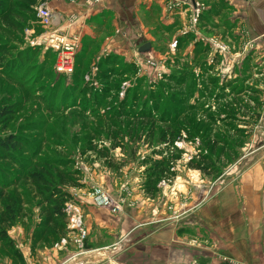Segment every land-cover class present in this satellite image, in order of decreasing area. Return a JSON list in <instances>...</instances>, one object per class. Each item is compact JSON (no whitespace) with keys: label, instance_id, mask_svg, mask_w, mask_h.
<instances>
[{"label":"rangeland","instance_id":"1","mask_svg":"<svg viewBox=\"0 0 264 264\" xmlns=\"http://www.w3.org/2000/svg\"><path fill=\"white\" fill-rule=\"evenodd\" d=\"M16 2L18 0H0V8L3 5L10 14V25L0 22V43L10 46L6 65H0V137L12 135L18 140L16 149L10 152L0 149V183L5 193L0 201V264H72L81 259L84 260L82 264H116L108 261L110 255L102 249H90L87 236L83 246L77 247L72 239L78 232L67 229L66 215L64 234L58 239L48 236V231L40 226L49 207L45 197L48 193L38 190L28 173L41 168L49 169L53 174L74 172L75 185L57 186L69 194L66 203L73 200L77 190L86 195L94 185L115 191L124 172L129 173L130 182H139L145 191L148 168L154 166L155 160L164 159L172 167L157 186L160 189L166 187L175 173L191 169L187 163L196 158L202 143L198 136L184 130L180 131L181 139L175 143L162 141L163 129L167 128L165 123L158 122L150 127L147 122L140 126L138 110L168 117L166 112L176 105L187 107L201 103L198 116L203 109L214 111L212 106L223 102L218 98L222 91L218 83L214 88L205 89L202 79L219 74V70L206 62L209 70L203 72L193 61V51L185 56L186 45L181 46L178 37L174 38L177 41L175 49L170 50L172 34L166 32L165 26H159L155 39L150 42V50L142 54L139 64L120 57L119 62L114 61L110 68L103 69L108 74L98 80L94 79L95 67L89 86L79 82V76L88 67L73 69L72 74L77 72V79L74 75L53 71L54 63L44 60L46 50L42 45L32 43L42 31L36 5L33 8L16 7ZM185 2L184 6L192 10V0ZM123 62L135 65L136 75L129 72V68L126 75L119 74ZM185 64L190 66L189 71L197 81L191 93L186 84L178 81L181 75L190 77L184 74ZM207 82L211 83L210 79ZM74 83L83 87L85 93L82 91L81 96L71 98L75 92L72 89ZM164 84L165 93H160L156 103L151 97L158 95V87ZM95 89L105 92L101 101L91 99ZM239 99L235 105H239ZM83 102L86 107L80 106ZM155 108H158L157 113ZM224 123L223 119L216 122L210 134L220 130L223 136L219 147L235 146L231 135L237 133L234 130L237 124L232 122L234 125L224 126ZM246 142L244 139L238 148V157ZM236 159L225 162L222 170L234 165ZM219 175L206 176L213 179ZM124 188H120V193L128 196ZM84 220L82 211L83 223ZM62 239H65L64 244Z\"/></svg>","mask_w":264,"mask_h":264},{"label":"crops","instance_id":"2","mask_svg":"<svg viewBox=\"0 0 264 264\" xmlns=\"http://www.w3.org/2000/svg\"><path fill=\"white\" fill-rule=\"evenodd\" d=\"M185 1L172 0L170 10L165 0L48 3L62 17L61 33L77 45L76 53L94 50L91 65L108 54L142 60L138 47L155 39L159 26L172 40H187L186 57L201 44L206 52L198 58L219 70L214 75L225 93L221 101L233 103L237 127L247 134L234 165L213 179L187 169L150 195L124 172L118 189L107 187L114 198L126 187L133 204L121 214L93 206L82 190H75L88 230L86 243L116 264H264V0H224L226 7L215 1L211 12V1L194 0L204 16L195 27ZM202 37L218 38L227 52L213 53ZM225 115L219 114L221 119Z\"/></svg>","mask_w":264,"mask_h":264},{"label":"trees","instance_id":"3","mask_svg":"<svg viewBox=\"0 0 264 264\" xmlns=\"http://www.w3.org/2000/svg\"><path fill=\"white\" fill-rule=\"evenodd\" d=\"M219 1V4L223 7H226L224 0H214ZM38 0H18L15 3V6L18 7H31L33 8L36 5ZM216 6L214 3L211 4V8L209 12L214 11L213 7ZM17 11V10H16ZM12 13V12H10ZM207 13L208 12H204ZM203 12L199 15L198 21L202 22L203 20ZM0 22L3 24L10 25V14H8V8H4L3 5L0 8ZM41 31V29H39ZM181 46L186 44V39H180ZM197 45H200L197 47ZM202 45L197 43L193 50V61L202 69L203 72L208 71L209 67L206 65L204 60L198 58L199 53H205L206 51H202ZM201 47V48H200ZM10 46L5 43H0V65H6V53L8 52ZM207 48V47H205ZM206 50V49H205ZM92 51V50H91ZM89 51H81L75 55L74 60V70L78 67H85L87 68L84 74L79 76V82H82L87 85H91V68L96 67V73L94 74V79L97 80L99 78H105L107 76L105 67L110 68L113 65L114 61L119 62L120 56L115 54H108L107 56L100 57L93 65L92 62V55H90ZM55 53L51 49L46 50V55L44 60L51 61L54 63L55 60ZM90 55V56H89ZM119 58V59H118ZM44 61V62H45ZM125 63V62H123ZM105 65V66H104ZM123 68L119 72V74L126 75V69H131L132 73L137 72V67L133 64L125 63L122 65ZM184 74L187 73L190 77L179 76V83L186 84V87L190 93L195 89V83L197 82L193 73L189 71L190 66L188 64L184 65ZM76 70V71H77ZM54 71V70H53ZM175 73V72H174ZM190 73V74H189ZM74 73L72 74V76ZM85 75L90 76V80H85ZM174 75V74H173ZM172 75V76H173ZM77 72L74 75V78L77 79ZM124 77V75H123ZM205 79V78H204ZM202 79V83L205 84V89L214 88L217 84V77L212 75L207 79ZM210 79L211 83H208L207 80ZM138 81H141L140 78H137ZM73 88L75 92L71 94V98H76L78 95H82V91L84 90L83 87H80L77 83H74ZM84 86V85H83ZM170 87H173L172 85ZM166 90V85H160L158 87V95L155 97H151L152 99H156V103H158V97L161 94H164ZM77 92V93H76ZM84 92V91H83ZM104 91L94 90L92 94V100L96 99L101 101L103 96L105 95ZM181 92V91H180ZM85 93V92H84ZM68 94L67 96H70ZM91 95V94H90ZM191 95V94H190ZM189 95V96H190ZM188 96V95H187ZM225 93L221 92L218 98H223ZM86 102L80 103V106H85ZM122 103V102H121ZM202 108V104L198 103V105H188L187 107L183 104L176 105L169 109L168 117L160 116L158 114L152 115L150 112H140L138 110L137 114H140L139 119H141L140 126L150 125V127H154V125L158 122L165 123L166 127L163 129L164 134H162V141L173 144L179 139H181L180 131L184 130L186 132H191V134H195L198 136L202 143V148H199V154H197L196 158H191L187 166L191 169L199 170L205 175H211L212 173L220 174L222 172L223 164L227 161L236 159L238 157L239 150L243 145L244 139H246V129L239 128L232 122L236 123L237 118L233 115L234 105L233 103L227 102H216V110L210 111L209 109H203V113L199 115V111ZM156 109V108H155ZM158 108L155 110L157 113ZM220 112L226 113L225 117L222 118L224 126L228 124L234 125L236 128L234 129L237 133H232L231 138L233 139L235 146L231 147H219L221 145L220 141L222 140L223 133L220 130H214V134H210L213 132V127L216 126V122L220 121ZM231 113V114H230ZM119 116L122 115L121 113L118 114ZM198 116V117H197ZM203 116L205 119H203ZM165 117V118H164ZM224 132V131H223ZM139 139V138H138ZM18 140L12 135H7L4 137H0V149H3L5 152H10L13 149H16V145ZM204 143V144H203ZM112 146H115L114 144ZM204 146V147H203ZM205 151V152H202ZM164 159L162 160H155L154 166L148 168L147 180L145 182V191L147 194L154 195L158 192L157 183L167 174L170 172L172 166L170 163H164ZM74 172H57L53 174L49 169L41 168L37 170L30 171L28 173L29 178L31 179L32 183L35 187L39 190H46L48 194H45L46 201L49 203V207L46 209V216L44 222L40 224V226L44 227V230L48 231V236L52 235L53 238H60L65 232V213H64V203L69 198V194L65 191H61L57 188V186H67V185H75L76 179L73 176ZM75 175V174H74ZM4 190L0 183V201L4 197ZM44 224V225H43Z\"/></svg>","mask_w":264,"mask_h":264},{"label":"built area","instance_id":"4","mask_svg":"<svg viewBox=\"0 0 264 264\" xmlns=\"http://www.w3.org/2000/svg\"><path fill=\"white\" fill-rule=\"evenodd\" d=\"M49 1L51 0H40L36 6V14L39 19V24L42 29L36 37H34L32 43L42 45L43 49H51L55 55V62L53 70L57 74H65L68 76L72 75L74 69V60L76 55L75 43L68 41L61 33L60 24L62 17L55 11L49 8ZM88 3H94L97 0H86ZM192 10L190 18V26L195 27L203 9V6L198 2L192 0ZM166 7L170 10L173 7L172 0H168ZM204 44L208 45L213 53H226L227 47L218 38H201ZM177 45V41L173 39L170 44V50H174ZM135 63L139 64L140 61L137 59ZM151 64L154 62L150 61ZM95 67L92 68L91 75H93ZM86 81L90 79L89 75H85ZM73 200H69L65 203L64 213L67 217V229L72 232H78V236H74L73 243L81 248L83 241L87 236V229L82 221V209L78 203V194L73 193ZM85 195V194H84ZM86 196L90 199L91 204L98 208L107 209L112 214H121L124 212L125 207L133 204L130 198L126 194H118L115 198L112 197L103 187L94 185L91 187L89 193ZM62 244L65 243V239H62ZM235 264V262H232Z\"/></svg>","mask_w":264,"mask_h":264},{"label":"water","instance_id":"5","mask_svg":"<svg viewBox=\"0 0 264 264\" xmlns=\"http://www.w3.org/2000/svg\"><path fill=\"white\" fill-rule=\"evenodd\" d=\"M151 44L150 42H144L138 47V52L145 53L150 50Z\"/></svg>","mask_w":264,"mask_h":264},{"label":"bare ground","instance_id":"6","mask_svg":"<svg viewBox=\"0 0 264 264\" xmlns=\"http://www.w3.org/2000/svg\"><path fill=\"white\" fill-rule=\"evenodd\" d=\"M87 257H90V256H87ZM81 260H83V259H81ZM81 260L79 262H72V264H79V263L82 264L84 262V260L83 261H81Z\"/></svg>","mask_w":264,"mask_h":264}]
</instances>
